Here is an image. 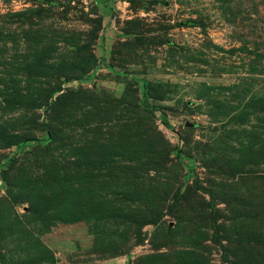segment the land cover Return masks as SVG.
Segmentation results:
<instances>
[{
	"label": "rangeland",
	"instance_id": "1",
	"mask_svg": "<svg viewBox=\"0 0 264 264\" xmlns=\"http://www.w3.org/2000/svg\"><path fill=\"white\" fill-rule=\"evenodd\" d=\"M0 264H264V0H0Z\"/></svg>",
	"mask_w": 264,
	"mask_h": 264
},
{
	"label": "trees",
	"instance_id": "2",
	"mask_svg": "<svg viewBox=\"0 0 264 264\" xmlns=\"http://www.w3.org/2000/svg\"><path fill=\"white\" fill-rule=\"evenodd\" d=\"M26 141V140H25ZM23 142V141H22Z\"/></svg>",
	"mask_w": 264,
	"mask_h": 264
}]
</instances>
